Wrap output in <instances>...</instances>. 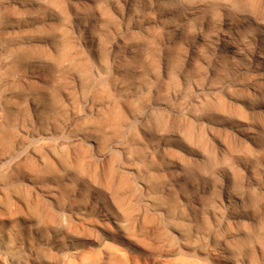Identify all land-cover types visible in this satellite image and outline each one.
<instances>
[{"label":"rangeland","instance_id":"1","mask_svg":"<svg viewBox=\"0 0 264 264\" xmlns=\"http://www.w3.org/2000/svg\"><path fill=\"white\" fill-rule=\"evenodd\" d=\"M238 1L0 0V46L20 52L0 75V101L24 88L33 98L31 105L10 96L16 108L0 126V264H59L79 246L101 252L106 244L135 264H264V114L231 99H247L260 76L239 73L235 56L222 48L224 33H254L249 19L264 8L259 0ZM117 82L128 90L118 92ZM200 95L208 102L195 104ZM88 96L100 104L123 101L117 111L124 121L100 139L99 149L112 154L109 182L88 171L99 158L94 146L79 144L75 158L59 150L62 134L71 140L87 115L95 117L85 108ZM156 102L174 106V116L148 113ZM145 114L147 123L134 118ZM128 126L135 144L125 158L114 145ZM232 127L253 131L256 143ZM18 156L24 159L16 165ZM119 163L137 170L123 175L122 186L111 181ZM234 196L242 202L231 210ZM117 224L129 240L117 239ZM226 240L229 248L220 244Z\"/></svg>","mask_w":264,"mask_h":264},{"label":"bare ground","instance_id":"2","mask_svg":"<svg viewBox=\"0 0 264 264\" xmlns=\"http://www.w3.org/2000/svg\"><path fill=\"white\" fill-rule=\"evenodd\" d=\"M242 1H244V0H239L238 4H241ZM245 1H251V0H245ZM259 4H261V6H263V8H264V0H259ZM254 6H256V5H254ZM167 10H170V9H167ZM77 15H78V13H77ZM249 23H251L252 25L255 26V32L254 33H252V34L241 33L240 34L239 31H232L230 33H224L223 34L224 41H223L222 48H224V46L227 45L230 52L235 56L236 60L232 61V63L233 62L236 63V66L239 69V71H238L239 73L243 72L244 70L247 71L248 69H250L252 71L254 70V71L258 72V74L260 76L259 81L250 87V91H249V95H248L247 99L240 100V98H237L235 96H231V99H233L236 102H242L245 106H248V107L249 106L256 107L260 113L264 114V13H262V15L259 18H250ZM164 26L169 28V29L172 27L171 25H168V24H164ZM175 31L179 34L182 33L180 28H176ZM38 41L44 42L46 40L43 38H40V39H38ZM47 41H50V44L53 47L59 46V44L55 43L56 40L47 39ZM22 42L25 43V42H29V41H26V40L25 41H19L18 45H21ZM19 54H20V52H18L16 50V47H14V46H10V45L0 46V75L4 71L9 69L10 66H12L13 64L16 63ZM26 63L29 65V67H36L38 65V62H37L35 57L27 58ZM211 70L212 71L215 70V66L213 64L211 65ZM36 78L41 79L40 76H37ZM29 89L30 88H24V89L18 90L16 92H11V93L8 92V93L4 94V96L7 95L6 96L7 99H5V97H4L2 99L3 103L0 101V126H2L5 123V120H6L5 115L7 116V112H12L16 108V103L10 99V96L16 98L22 104L23 103L24 104L30 103L31 105H33V98L29 92ZM115 89L118 92H123L125 90L126 91L128 90V86L124 82H117L115 84ZM86 99L87 100H85V103H84L85 108L87 110L88 109L94 110L96 112L95 117L92 119H88V115H87V118L85 117L86 119L82 120L84 126L80 127V129L77 130L76 134L73 135L71 140H66V138H64V134H62L59 137V139H61L59 150L63 151L65 149H68V152L72 153L73 152L72 149L76 148V146H78L79 144H84L87 146H94L97 149L96 151H98V157L99 158L94 160V158H96V157H93L94 161L92 162V164L91 165L88 164V166L90 165V169H88V171L90 170L94 174H96L97 176L102 178V176L104 177L108 172H111L113 170V167L111 166V161H113V160L111 158L112 154H111L110 150H107V149L100 150L99 149L100 148V139L102 136H104L106 133L109 132L108 129L112 126V124H114V123L116 124L120 121H124L123 120L125 118L124 115L121 112L117 111V109H119V111H120V109L123 111V108L121 106H118L123 101L115 100V101L111 102L108 100L107 102L100 104L94 98H92L90 96H88ZM207 99L208 98L206 95L205 96L200 95V96L196 97L193 100V102L195 104L201 105L205 102H208ZM211 99H213V98H211ZM114 105H117L119 108L115 107L116 109H110ZM122 105L124 107L125 103L124 104L122 103ZM160 110H164V111L170 110L171 113H173V116L176 112L174 106H172L170 104L167 105V104L156 102L155 104L148 106V113H151L154 111L157 112ZM255 113H257V112H255ZM40 115H41V113L38 110H35L34 116H35L36 120L40 119L39 118ZM170 116H171V114H170ZM149 117H151V116H149ZM190 117L195 118L196 115L194 113H190ZM82 118H83V116H82ZM134 118L136 121L141 122L142 124H144L148 119L147 114L142 115V116L138 115L137 117H134ZM126 121H127V117H126ZM31 126L34 128L33 125H31ZM74 127H76V123L73 122L67 126V129L72 130ZM232 129L235 132L237 131L238 133L244 135L246 137V139H248V141H251L252 143H256L257 136L253 131H246L244 129H239V128L234 129L233 127H232ZM130 132L131 131L129 130V126H128L126 131H123L124 138L119 139L118 141L116 139L117 142L114 145L115 148L117 149V151L122 153L125 158L130 157V155L132 154L131 153V146H132V144H135V143H131V141H130V138H129ZM237 137H239V136H237ZM236 140H237V138H236ZM218 144L221 146L222 143L220 141H218ZM91 148L93 149V147H91ZM220 148L222 150H224L223 147H220ZM47 151L51 154V157H53L56 161H58V162L61 161V157L55 152L56 151L55 148L49 147L47 149ZM31 154L34 155V158L37 159L40 163H42V164L46 163V157L43 156L42 154H39L37 152H31ZM71 157H74V153L71 154ZM22 159H24V157H21V158L19 156L16 157L15 158V160L17 162L16 165H18V163L20 161H22ZM90 161H92V160H90ZM119 164H121V163H119ZM88 166H86V167H88ZM86 167H85V169H86ZM115 171H116V169H115ZM136 171L137 170L135 168L131 167V165H127L126 163L121 164L120 167L118 168V172H116L117 174H116L115 179H111V181L114 180L113 181L114 183L117 181L115 183L117 185V183H120L122 181L121 178L123 177V175L126 176L127 174H130V173L133 174ZM84 172H85V170H84ZM113 172H114V170H113ZM89 174H90V172H89ZM108 174H110V173H108ZM94 177H96V176L94 175ZM91 178H93V177H91ZM105 179L109 182L107 177ZM93 180H95V179H93ZM123 180H124V178H123ZM103 182H105V181H103ZM122 185L120 183V186H122ZM141 185L145 188H148V186H149L148 180L147 179L141 180ZM120 186H118V187H120ZM47 197H49L51 200L57 201V193L53 190H49V192L47 191ZM143 202L146 203L147 205L155 208L154 209L155 211H161V212L165 211V208H166L165 205L157 204L156 202H154L153 200H151L149 198L144 197ZM227 202H228V207L231 208V210H234L235 207L239 206L242 201L238 196H234V197H231L230 199L228 198ZM100 216H102L106 219H109L110 213H108V212L103 213L102 212V213H100ZM117 226H118L117 227L118 233L116 234L117 239H119V240L123 239L124 241L129 240V239H126V237L123 235L124 231L122 229V225L117 224ZM220 244L225 248L230 247V242L227 240L222 241ZM59 264H135V263L131 262V260H129L127 257H125L124 253L120 252L118 249L114 248L112 245L106 244L104 246V249H102L101 252H88V251L82 249L81 246H79L78 248L75 249L74 253L61 257ZM172 264H205V263H195L194 261L189 260V259L177 258L176 260H174V262Z\"/></svg>","mask_w":264,"mask_h":264}]
</instances>
